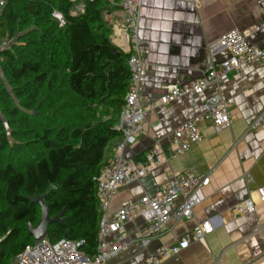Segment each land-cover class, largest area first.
Returning <instances> with one entry per match:
<instances>
[{
  "label": "trees",
  "instance_id": "16d2710c",
  "mask_svg": "<svg viewBox=\"0 0 264 264\" xmlns=\"http://www.w3.org/2000/svg\"><path fill=\"white\" fill-rule=\"evenodd\" d=\"M83 11L74 15L75 4ZM109 0H7L0 6V264L33 244L44 196L47 240L96 253V178L127 93L129 54L110 39ZM62 15L59 25L52 16ZM7 42V46L3 43Z\"/></svg>",
  "mask_w": 264,
  "mask_h": 264
},
{
  "label": "crops",
  "instance_id": "0c3cea01",
  "mask_svg": "<svg viewBox=\"0 0 264 264\" xmlns=\"http://www.w3.org/2000/svg\"><path fill=\"white\" fill-rule=\"evenodd\" d=\"M108 8L105 18L114 28L122 21L119 0H109ZM82 11L78 3L72 13ZM260 17L256 0H142L138 36L148 54L139 89L148 111L143 135L134 145L125 147L126 158L143 160L154 141L167 145L178 125L201 113L215 84L200 95L165 105L158 101L165 88L176 80L188 81L205 72L212 42L233 29L252 28ZM110 39L113 42L112 34ZM248 42L264 44V30L252 34ZM226 57V53H218L215 60ZM219 91L225 98H234L230 123L219 132L210 124L201 123V143L155 168L140 182L119 188L110 202V211L115 212L129 200L154 195L172 172L209 176L193 216L170 221L161 235L144 246L132 240L127 249L107 264H148L149 257L160 247L176 246L181 237L192 233L207 218L215 219L213 232L159 264H264V205L257 202L255 195V190L264 186V58L228 73ZM259 117L262 120L255 127ZM119 142L120 139L109 145L108 160ZM247 198L256 203L255 210L238 214L235 206ZM145 226L142 217L129 223L126 228L130 239Z\"/></svg>",
  "mask_w": 264,
  "mask_h": 264
},
{
  "label": "built area",
  "instance_id": "2783aa9c",
  "mask_svg": "<svg viewBox=\"0 0 264 264\" xmlns=\"http://www.w3.org/2000/svg\"><path fill=\"white\" fill-rule=\"evenodd\" d=\"M7 0H0L4 6ZM142 0H119L122 21L112 31L113 43L129 54L128 68L130 78L124 105L116 129L122 134L112 158L102 169L97 182L96 200L101 211L96 253L92 256L82 252L83 241L61 238L50 242L47 238L26 245L9 264H107V262L127 249L132 240L146 245L161 235L170 221L187 220L193 216V210L201 203V188L209 184V176L194 173L172 172L165 185L154 195H144L137 200H129L117 211H110V202L115 192L124 186L140 182L152 170L179 158L190 148L203 141L199 129L201 123L210 124L219 132L231 121V108L234 98H225L219 91L223 78L230 72L242 70L248 65L264 58V44L257 46L248 42V38L264 30V0H256L261 13L259 22L247 30L233 29L208 46L207 68L197 78L184 81L176 80L165 88L158 103L168 104L189 95L203 94L211 84L215 90L203 102L201 113L182 122L170 134L167 145L154 141L143 160L128 159L124 149L134 145L143 135L147 107L143 105L140 94V80L147 63V47L138 36L139 13ZM52 16L59 25L64 24L61 14L54 11ZM7 46V42L3 43ZM218 53L227 57L216 61ZM259 117L254 126H258ZM256 200L264 205V186L255 190ZM179 204H176L178 199ZM256 203L247 198L235 206L238 214L251 213ZM136 217H142L146 226L135 232L130 239L127 225ZM215 229V219L207 218L197 224L190 234L179 239L176 246L160 247L156 254L148 259V264H159L172 255L178 254L192 241H197Z\"/></svg>",
  "mask_w": 264,
  "mask_h": 264
},
{
  "label": "water",
  "instance_id": "95a60500",
  "mask_svg": "<svg viewBox=\"0 0 264 264\" xmlns=\"http://www.w3.org/2000/svg\"><path fill=\"white\" fill-rule=\"evenodd\" d=\"M44 196H35L32 198V203H36L40 206L41 213L40 219L35 226L29 225L28 226V235L33 238L34 242H39L48 235V227L53 224L61 221L62 212L54 218H50L48 214V207L45 204V197Z\"/></svg>",
  "mask_w": 264,
  "mask_h": 264
},
{
  "label": "rangeland",
  "instance_id": "374dc122",
  "mask_svg": "<svg viewBox=\"0 0 264 264\" xmlns=\"http://www.w3.org/2000/svg\"><path fill=\"white\" fill-rule=\"evenodd\" d=\"M77 5H78V2H77Z\"/></svg>",
  "mask_w": 264,
  "mask_h": 264
}]
</instances>
